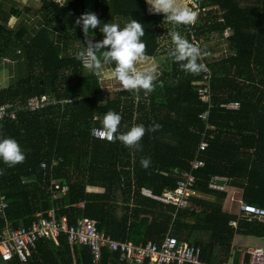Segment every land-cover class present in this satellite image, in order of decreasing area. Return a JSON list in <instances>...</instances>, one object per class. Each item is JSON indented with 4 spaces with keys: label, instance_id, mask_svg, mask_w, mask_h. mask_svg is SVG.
I'll return each mask as SVG.
<instances>
[{
    "label": "trees",
    "instance_id": "1",
    "mask_svg": "<svg viewBox=\"0 0 264 264\" xmlns=\"http://www.w3.org/2000/svg\"><path fill=\"white\" fill-rule=\"evenodd\" d=\"M39 1L41 19L31 21L29 8L23 11L0 0V68L7 65L10 74L9 85L0 84V107L26 108L31 98H48L41 109L18 112L15 122L0 121V136L14 138L26 156L14 167L0 161V190L9 205L0 213V232L7 226H29L38 214L46 217L54 208L56 216L66 217L71 225L89 217L113 240L133 245L162 242L173 235L201 247L203 260L217 264L231 254L234 261L238 259L240 252H232L236 235L264 240V221L225 211L228 191L209 187L212 175H226L230 186L242 189L241 201L264 208V0L201 2L204 11L197 18V36L208 42L213 34L221 37L230 29L227 46L235 55L209 65L214 103L210 123L216 130L208 132L209 147L201 154L206 167L195 172L194 189L199 195H192V207L179 211L143 196L141 188L157 194L174 189L196 158L205 131L200 114L208 108L196 93L201 75L182 71L166 55L168 70L162 68L148 96L141 92L137 100L121 90L99 104L98 79L110 75L114 65H105L97 74L76 59L85 44L80 26L74 23L82 13H95L101 24L123 27L130 18L140 22L149 59L163 48L159 27L163 14L150 13L146 0ZM12 18L17 25L10 22ZM90 35L95 41L103 38L99 29H90ZM229 101H239L240 108H223L222 103ZM108 110L122 116L121 132L133 124L162 127L146 132L142 151L119 141L92 138V128L100 127L94 117ZM142 157L150 158L149 168L141 167ZM51 177L69 185L58 201L51 199ZM80 203L84 209L76 207ZM231 220L238 221V227H231ZM58 241L40 240L26 264H65L60 257L71 258L73 252L76 264H122L118 254L107 249L95 263L89 247L72 250L64 234Z\"/></svg>",
    "mask_w": 264,
    "mask_h": 264
},
{
    "label": "built area",
    "instance_id": "2",
    "mask_svg": "<svg viewBox=\"0 0 264 264\" xmlns=\"http://www.w3.org/2000/svg\"><path fill=\"white\" fill-rule=\"evenodd\" d=\"M63 1L58 0L60 3ZM201 2L202 0H189L187 7L192 8L199 16L204 11V8L201 7ZM218 21L221 22L222 20L219 19ZM196 23L194 25L183 26L189 36V42L199 46L203 52L198 61L202 66V70L199 73L202 79L196 83V93L199 99L208 104V108L200 114V119L205 124L203 138L198 147L196 158L190 162V168L183 171L182 178H179L177 186L174 189H167L163 194H157L148 187L141 188V192L148 195L147 198L167 206H172L176 211L192 207V195L197 194V191L194 189L196 181L195 172L206 167L205 161L201 159V154L209 147L207 140L209 137L208 132L216 130V127L210 123L211 110L214 108V103L212 92L213 76L209 65L215 61L235 55L227 46V39L231 35L230 29H225L222 36H218V40L210 38L211 40L207 42L205 38L197 36ZM89 38L93 39L91 35ZM215 41H222L223 43L221 42L219 46L212 47ZM5 61L9 62L8 59ZM116 91H121V88L116 89ZM105 98L106 94L103 95L102 93L98 103L102 104ZM46 104H48V98L42 96L40 98H31L26 108H21L20 104L3 105V107H0V121L10 120L15 122L18 112L22 110L35 111L45 107ZM222 107L226 110H238L240 102L229 101L222 103ZM96 121L94 120V122ZM99 130L100 127L97 126L92 128V138L107 141L98 138ZM40 166L46 168V163L41 162ZM209 187L218 191H228L231 187L230 178L226 175L214 174L211 176ZM49 189L52 201H58L62 198V195H65L69 191V185L51 177L49 179ZM8 207L7 195L0 190V213L4 214ZM76 207L84 209L85 206L84 203H80ZM46 215L44 217L38 214V219H35L29 226H22L17 229L7 226L0 232V264H26L29 262L40 240H51L58 243L62 234L66 235L70 246L89 247L95 263L101 260L103 250L107 249L117 253L118 261L122 264H217L203 260L201 247L180 241L177 237L170 234L162 242L133 245L128 242L113 240L98 229L97 222L92 218L83 216L74 225H71L68 223L66 217L59 219L56 216L54 208L50 209ZM238 216L239 218H247L249 221H264V208L241 201ZM230 226L233 228L238 227V221L231 220ZM235 237L234 243L236 241ZM243 247L245 248L240 249V251L236 249L240 252L236 261H234V257L231 254L228 260L222 264H264V244L244 243ZM233 251L234 245L232 246Z\"/></svg>",
    "mask_w": 264,
    "mask_h": 264
},
{
    "label": "clouds",
    "instance_id": "3",
    "mask_svg": "<svg viewBox=\"0 0 264 264\" xmlns=\"http://www.w3.org/2000/svg\"><path fill=\"white\" fill-rule=\"evenodd\" d=\"M146 3L150 6V13L163 14L164 22L169 24L194 25L198 18L196 11L182 6L179 0H146ZM74 23L80 26L86 44H82L83 48L77 53L76 59L83 61V66L88 71L99 74L105 65H114L113 79L119 83L121 90L133 93L137 100L141 92L148 96L155 90L159 75L158 66L154 63L147 64V46L141 40L145 30L140 22L130 18L123 27L110 22L101 24L95 13L85 12L77 17ZM90 29H99L103 38L99 41L90 39ZM168 35L172 44L168 49V57L178 63L182 71L192 75L199 74L202 70L198 62L203 55L201 48L177 31H170ZM138 64L146 66L138 68ZM94 120L100 124L98 138L112 143L119 141L126 148L135 151H142L140 142L146 132H155L162 127L160 124H153L146 129L143 124H133L126 126L127 130L121 132L122 116L113 110H108L102 116H95ZM25 159L24 152L14 138L0 136V161L8 167H14ZM140 164L142 168L147 169L151 166V160L142 157ZM0 174L3 172L0 171Z\"/></svg>",
    "mask_w": 264,
    "mask_h": 264
},
{
    "label": "rangeland",
    "instance_id": "4",
    "mask_svg": "<svg viewBox=\"0 0 264 264\" xmlns=\"http://www.w3.org/2000/svg\"><path fill=\"white\" fill-rule=\"evenodd\" d=\"M7 1H8L9 6L19 7L23 11L25 8H29V12L27 13V16L29 17V19L31 21L34 20L35 18L41 19V16H40L41 2L39 0H7ZM188 2H189L188 0H184L183 2H181L183 5L182 4L181 5L184 6V4H186ZM27 16H25L26 22H28ZM17 21L18 20H16V18H12L10 22H12V24H14V25H17ZM179 27L181 28V25H179ZM184 30H185V27L183 26V28L181 29L182 35L186 36L185 38H189L186 30L185 31ZM211 38L218 39V35L213 34L211 36ZM162 41H163V48L161 49L162 52L161 51L160 52L164 53V54L157 55L156 58L154 59V62H153L154 64H156L158 66V71H159L158 79L162 75V68H166L168 70L167 61H165V60H167V58L165 57V55H167V54H165V53L167 52L168 47L171 45L170 36L168 37V36H166V34L165 35L163 34ZM221 42H219V44ZM148 61H150V60H148ZM139 65L140 64H138L137 66H139ZM141 66L144 67L146 65L141 64L139 66V68H142ZM9 82H10V74L8 73L7 65H5V66H2L0 68V84L2 87H6L9 85ZM98 85L100 86L99 87V89H100L99 94L101 95L103 93V95L106 94V96H110L111 94H114L115 92H117L116 89L121 88L119 83L115 79H113L112 74L104 75V77L102 79H98ZM240 202H241L240 196H234V198H232V201L230 202V205H229V209H231L230 211H232L233 213L238 212L239 207H240ZM236 243H238V242H236V241H235V243L233 242L235 250L238 249L240 251V249L245 248V247H243V245H239V243H238V245H236Z\"/></svg>",
    "mask_w": 264,
    "mask_h": 264
},
{
    "label": "crops",
    "instance_id": "5",
    "mask_svg": "<svg viewBox=\"0 0 264 264\" xmlns=\"http://www.w3.org/2000/svg\"><path fill=\"white\" fill-rule=\"evenodd\" d=\"M184 0H179V3L180 4H182L181 2H183ZM189 1V0H188ZM189 3V2H188ZM188 3H186V4H184V6H187V4ZM183 5V4H182ZM148 7H150L149 5H148ZM152 14H157V13H152ZM160 28H161V31H162V35H161V38H160V40H162L163 39V34L165 35L166 34V36H168L169 37V35H168V33L170 32V31H177V32H179L181 35H182V32H181V29L183 28V25H181V28L179 27V25H173V24H169V23H167V22H164L163 24H161L160 26H159ZM185 31V30H184ZM215 35V34H214ZM183 36V35H182ZM184 38L186 37V36H183ZM187 40H188V38H186ZM171 40V39H170ZM215 40H218V39H215ZM189 41V40H188ZM219 42L220 41H218V42H213V45H212V47H214V46H217V45H219ZM162 43H163V41H162ZM221 44V43H220ZM170 47H172V44L168 47V49L170 48ZM161 52H162V50H161ZM161 52H159V54H164V53H161ZM158 54V55H159ZM166 54V53H165ZM165 57H166V55H165ZM155 59V58H154ZM154 59H149L148 58V60H150V61H147V64H152L153 62H154ZM141 65V64H140ZM139 65V66H140ZM139 66H137L138 68H139ZM142 67V66H141ZM99 86V85H98ZM90 190H95V191H98V192H100L101 191V189L100 188H90ZM141 194L143 195V196H148V195H145L144 193H142L141 192ZM197 194L199 195V193L197 192ZM203 195V194H202ZM117 196H119V194L117 193ZM203 196H205V199H207V196L206 195H203ZM234 196H240V200L242 199V189H240V188H238V187H233V186H231L229 189H228V194H227V198L225 199V201L223 202V208H224V210L225 211H228L229 213H233L232 211H230L231 209H229V205H230V202L232 201V198H234ZM190 208V207H189ZM185 209H188V208H185ZM195 209L197 210V211H199L198 210V208L197 207H195ZM183 210V209H182ZM235 214H238V212H236ZM235 240L236 241H238V243H239V245H243L244 243L246 244V243H251V244H258V245H262V244H264V240H262V239H258V238H252V237H249V238H244V237H241L240 235H236V237H235ZM59 242V241H58ZM54 243H56V242H54ZM238 243H236V245H238ZM56 244H58V243H56ZM69 244V243H68ZM71 247V249L72 250H74V247L73 246H70ZM60 261H61V263L62 262H67V263H65V264H76V257H75V254H74V252H73V254L71 255V258H70V256L69 255H67V256H65V255H63V256H61L60 257ZM62 264H64V263H62Z\"/></svg>",
    "mask_w": 264,
    "mask_h": 264
},
{
    "label": "bare ground",
    "instance_id": "6",
    "mask_svg": "<svg viewBox=\"0 0 264 264\" xmlns=\"http://www.w3.org/2000/svg\"><path fill=\"white\" fill-rule=\"evenodd\" d=\"M87 70V69H86Z\"/></svg>",
    "mask_w": 264,
    "mask_h": 264
}]
</instances>
